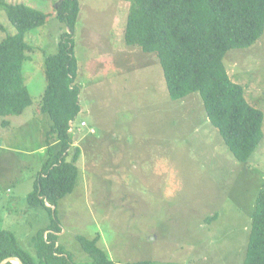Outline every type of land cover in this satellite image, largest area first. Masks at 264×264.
Returning a JSON list of instances; mask_svg holds the SVG:
<instances>
[{
    "label": "rangeland",
    "instance_id": "374dc122",
    "mask_svg": "<svg viewBox=\"0 0 264 264\" xmlns=\"http://www.w3.org/2000/svg\"><path fill=\"white\" fill-rule=\"evenodd\" d=\"M0 1L47 15L25 36L33 50L25 53L22 75L32 105L19 117L0 116V231L33 254L31 239L51 217L28 208L25 199L9 200L27 196L49 153L59 150L54 141L47 151L50 121L40 107L44 59L68 30L54 14L61 0ZM78 1L73 39L81 110L69 131L82 161L74 190L57 204L66 230L58 243L75 264H90L76 237L97 235L108 257L124 264H243L255 200L264 188V136L250 161L238 162L199 96L171 100L157 56L125 44L131 3ZM14 32L0 8V41ZM222 62L246 101L264 114V32ZM81 121L88 128H80Z\"/></svg>",
    "mask_w": 264,
    "mask_h": 264
},
{
    "label": "trees",
    "instance_id": "16d2710c",
    "mask_svg": "<svg viewBox=\"0 0 264 264\" xmlns=\"http://www.w3.org/2000/svg\"><path fill=\"white\" fill-rule=\"evenodd\" d=\"M122 1L131 3L125 44L155 54L170 99L178 101L196 93L206 118L233 157L241 163L250 161L263 140L264 114L246 101L243 87L231 81L222 60L228 51L247 49L261 38L264 0ZM0 8L15 30L0 41V116L19 117L32 105L22 75L23 62L28 59L25 53L33 50L25 36L43 26L47 15L3 1ZM79 12L78 0H61L54 7L55 18L68 31L60 35L56 52L44 59L46 88L40 112L50 121L45 135L47 151L54 141L59 150L53 156L49 153L25 199L28 208L46 210L51 221L32 237L33 254L21 248L11 232L1 230L0 263L17 257L23 264H75L56 234L62 230L57 204L74 190L82 161L80 148L71 146L69 132V124L81 110L73 39ZM100 238L77 236L76 240L90 264H116L98 246ZM243 264H264V188L255 200Z\"/></svg>",
    "mask_w": 264,
    "mask_h": 264
},
{
    "label": "crops",
    "instance_id": "0c3cea01",
    "mask_svg": "<svg viewBox=\"0 0 264 264\" xmlns=\"http://www.w3.org/2000/svg\"><path fill=\"white\" fill-rule=\"evenodd\" d=\"M4 167H8V166H4ZM1 171H2V168H0V174H2L1 173ZM22 199H26V196L25 197H22V198H17V200L16 199H10L9 200V203H12L13 202V204L16 202V201H20V202H22ZM23 202H25V201H23ZM47 206H49L48 204H47ZM26 211H27V209H26ZM60 227H61V232L60 233H57L56 235H57V237H59L61 234H63L66 230H64V226L62 225V224H60ZM45 228V227H44ZM59 239H60V237H59ZM110 259L113 261V262H115L116 264H124V263H120L118 260L117 261H115L116 259H112L111 257H110ZM129 263H131V262H129ZM129 263H127V264H129Z\"/></svg>",
    "mask_w": 264,
    "mask_h": 264
},
{
    "label": "water",
    "instance_id": "95a60500",
    "mask_svg": "<svg viewBox=\"0 0 264 264\" xmlns=\"http://www.w3.org/2000/svg\"><path fill=\"white\" fill-rule=\"evenodd\" d=\"M54 210V207H51ZM7 263H12V264H23L22 261L17 258V257H9L4 259L0 264H7Z\"/></svg>",
    "mask_w": 264,
    "mask_h": 264
},
{
    "label": "built area",
    "instance_id": "2783aa9c",
    "mask_svg": "<svg viewBox=\"0 0 264 264\" xmlns=\"http://www.w3.org/2000/svg\"><path fill=\"white\" fill-rule=\"evenodd\" d=\"M80 128H88V124L85 121H81ZM70 131H72V129H70ZM89 133L90 134H93L94 133V130L93 129H89Z\"/></svg>",
    "mask_w": 264,
    "mask_h": 264
}]
</instances>
